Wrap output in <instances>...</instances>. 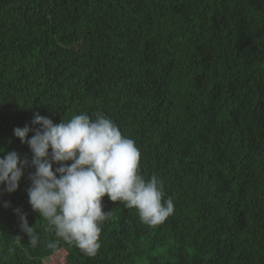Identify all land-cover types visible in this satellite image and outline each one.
<instances>
[{
	"label": "trees",
	"instance_id": "1",
	"mask_svg": "<svg viewBox=\"0 0 264 264\" xmlns=\"http://www.w3.org/2000/svg\"><path fill=\"white\" fill-rule=\"evenodd\" d=\"M34 112L104 114L174 204L150 227L103 197L100 249L61 241L67 264H264V0H0L1 156L31 160L13 130ZM31 172L15 193L0 186V264L57 252L28 203Z\"/></svg>",
	"mask_w": 264,
	"mask_h": 264
},
{
	"label": "clouds",
	"instance_id": "2",
	"mask_svg": "<svg viewBox=\"0 0 264 264\" xmlns=\"http://www.w3.org/2000/svg\"><path fill=\"white\" fill-rule=\"evenodd\" d=\"M31 125L13 130L29 147L31 160L16 151L0 156V186L4 193H15L25 170L34 169L28 176V203L46 221L45 231L57 238L45 242L49 250L58 251L63 241L94 257L101 247V225L110 216L103 210L105 196L135 208L150 227L173 214L174 204L171 198L164 199L162 181L155 175L146 180L140 174L141 153L135 141L104 114L97 112L94 119L75 114L56 124L34 112ZM29 133H33L30 138ZM3 206L8 208L10 203L4 201ZM13 211L20 231L33 247L38 246L40 236L29 225L27 214L20 208Z\"/></svg>",
	"mask_w": 264,
	"mask_h": 264
},
{
	"label": "rangeland",
	"instance_id": "3",
	"mask_svg": "<svg viewBox=\"0 0 264 264\" xmlns=\"http://www.w3.org/2000/svg\"><path fill=\"white\" fill-rule=\"evenodd\" d=\"M1 141V138H0ZM1 146H0V156H1ZM65 256H66V252L65 250H58L57 252H55L53 255L48 256V257H44V264H67V262L65 261ZM8 259L7 258H3L1 260V264H7Z\"/></svg>",
	"mask_w": 264,
	"mask_h": 264
}]
</instances>
